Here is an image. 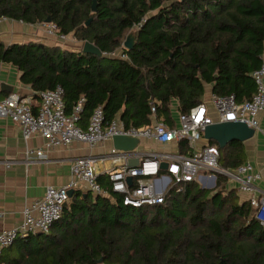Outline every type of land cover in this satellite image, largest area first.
<instances>
[{"label": "trees", "instance_id": "16d2710c", "mask_svg": "<svg viewBox=\"0 0 264 264\" xmlns=\"http://www.w3.org/2000/svg\"><path fill=\"white\" fill-rule=\"evenodd\" d=\"M0 0V18L39 25L93 45L100 56L35 42H0V63L18 73L32 97L59 87L65 115L79 98L78 125L100 107L105 123L172 126L174 112L202 102L205 87L237 103L256 92L252 79L264 55V0ZM89 23L85 25V22ZM134 31V45L122 47ZM116 52L114 57L102 53ZM215 75V76H214ZM174 102L175 106L171 105ZM208 145H215L212 141ZM218 165L246 161L244 142L218 148ZM97 182L107 188L100 175ZM264 264V225L248 202L219 176L211 193L194 183L169 192L164 203L134 210L119 196L73 192L46 233L15 239L0 264Z\"/></svg>", "mask_w": 264, "mask_h": 264}, {"label": "built area", "instance_id": "2783aa9c", "mask_svg": "<svg viewBox=\"0 0 264 264\" xmlns=\"http://www.w3.org/2000/svg\"><path fill=\"white\" fill-rule=\"evenodd\" d=\"M4 21L7 19L0 18V23ZM39 26L45 36L59 42L69 38L60 34L51 23ZM116 55V52L101 54L106 57ZM252 79L256 92L247 101L237 103L233 95L209 93L206 101L202 100L187 112H174L170 127L157 119L158 103L152 99H148L147 103L148 126L126 128L118 117L105 123L101 108L96 107L82 129L78 125L82 98L76 101L71 114L65 115L59 87L37 92L33 98L9 93L0 100V118H7L18 126L25 145L33 137L43 141L41 148L24 147L22 163L25 166L44 160L46 151L72 143L85 145L90 154L72 159L67 183L59 187L47 186L39 200L22 208L17 225L0 229V254L17 238L46 233L59 219L62 205L69 199V191L104 198L115 194L124 207L152 209L163 204L169 192H181L183 186L189 183H194L201 190L214 189L217 178L221 176L226 186L235 189L237 194L253 195L255 183L261 180L264 173V162L255 166L245 161L234 169L221 168L217 162V146L208 145L202 138L206 126L240 122L264 140V55ZM113 136L130 137L138 143L132 150H117L111 143ZM96 149L99 151L93 154ZM130 160L137 161L135 167H128ZM10 164L4 162L3 166L8 168ZM161 164H165L164 170L160 169ZM100 175L105 178L107 188L97 182ZM127 178H130V184L126 183ZM247 202L254 210L256 220L263 226L264 195L252 196Z\"/></svg>", "mask_w": 264, "mask_h": 264}, {"label": "crops", "instance_id": "0c3cea01", "mask_svg": "<svg viewBox=\"0 0 264 264\" xmlns=\"http://www.w3.org/2000/svg\"><path fill=\"white\" fill-rule=\"evenodd\" d=\"M69 38L65 42H59L47 37L39 25H25L10 20L0 23V42L5 46L31 41L45 46L78 50L81 44ZM205 91L209 93L210 87L206 86ZM9 93L33 98L31 90L18 82L16 70L8 64L0 63V100ZM174 106L173 102L171 107ZM257 136L256 140L252 138L244 142L246 161L255 166L264 162V140L259 134ZM42 145L43 141L38 137L31 138L25 145L18 126L7 118H0V229L17 225L21 219L22 208L39 200L47 186L59 187L67 183L69 163L72 159L90 154L85 145L72 143L67 147L46 151L44 160H37L25 166L22 163L24 147L34 149L41 148ZM98 151L94 150L93 154ZM4 162L11 164L5 168ZM259 195H264V173L261 180L255 183V193L246 194L241 200L247 201L252 196Z\"/></svg>", "mask_w": 264, "mask_h": 264}, {"label": "water", "instance_id": "95a60500", "mask_svg": "<svg viewBox=\"0 0 264 264\" xmlns=\"http://www.w3.org/2000/svg\"><path fill=\"white\" fill-rule=\"evenodd\" d=\"M90 12H95V1H92L90 6ZM43 23H50V20L46 18ZM89 23V20L85 22V25ZM134 45V31L131 30L125 35L122 41V47L125 50H130ZM80 50L85 54H92L100 56V52L91 44L84 42L81 44ZM215 76V75H214ZM255 136L254 130L247 128L243 123L240 122H224L215 123L204 127L202 132V138L206 141H212L218 148H223L226 144L230 142H246L251 140ZM112 146L117 150H132L138 143L137 140L125 136H113L111 139ZM137 161H128V167H135ZM160 169H165V164L160 165ZM126 183L130 184V178L126 179ZM72 192L69 191L67 196L70 198ZM67 203L62 205V208H66ZM100 264V260L97 261Z\"/></svg>", "mask_w": 264, "mask_h": 264}, {"label": "rangeland", "instance_id": "374dc122", "mask_svg": "<svg viewBox=\"0 0 264 264\" xmlns=\"http://www.w3.org/2000/svg\"><path fill=\"white\" fill-rule=\"evenodd\" d=\"M127 35V34H126ZM209 97V93L207 91H205L204 95H203V100L206 101ZM257 134H255V136L253 137V140H256L257 139ZM205 193H211L213 191V189H206L204 190ZM246 194L244 193H240L237 195V197L241 200L243 197H245Z\"/></svg>", "mask_w": 264, "mask_h": 264}]
</instances>
